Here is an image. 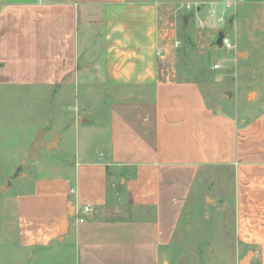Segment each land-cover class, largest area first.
<instances>
[{
	"label": "crops",
	"instance_id": "1",
	"mask_svg": "<svg viewBox=\"0 0 264 264\" xmlns=\"http://www.w3.org/2000/svg\"><path fill=\"white\" fill-rule=\"evenodd\" d=\"M15 1L5 5L1 24L2 41L13 39V29L17 33L18 55L11 57L39 52L36 64L47 71L43 63L49 62L55 70L58 49L68 42L69 52L61 55L68 53L75 69L77 46L89 41L90 11L103 9L105 20L114 22L111 34L120 35L103 43L109 82L152 91L108 104L109 138L100 154L79 134L74 160L70 153L52 162L54 174L36 177L30 190L15 197L14 220L5 232L16 231L27 258L39 264H161L195 183L220 165L233 171L236 238L264 264V106L232 111L211 104L197 81L159 78L152 49L156 15L149 4L41 0L30 20L33 5ZM31 39L49 43L43 45L54 51L48 61L41 46L38 51L28 44ZM91 131L84 127L85 134ZM61 143L62 133L52 149L61 150Z\"/></svg>",
	"mask_w": 264,
	"mask_h": 264
},
{
	"label": "rangeland",
	"instance_id": "2",
	"mask_svg": "<svg viewBox=\"0 0 264 264\" xmlns=\"http://www.w3.org/2000/svg\"><path fill=\"white\" fill-rule=\"evenodd\" d=\"M10 1L0 0V66L4 65L0 67V264H39L17 245L16 231L5 232L12 225L8 221L14 220L15 197L30 190L36 177L54 174L48 169L52 162L70 155L74 160L79 134L81 142L100 154L101 143L109 138L108 104L116 98L147 97L152 91L150 87L136 90L133 85L121 88L109 82V54L103 43L120 35L111 34L114 22L105 20L103 9L90 11L89 41L77 46L81 57L75 69L68 53L61 55L69 52L68 42L58 49L55 70L49 62L43 63L49 65L47 71L36 64L39 52L32 56L29 51H19L21 58L11 57L18 55L16 31H11L10 41L1 39L4 7ZM18 1H22L19 6L33 5L27 10V19L33 20V13L41 9V0ZM129 1L151 5L156 15L152 49L159 78L197 81L211 104H223L232 111L264 106V0ZM122 24L129 25L128 21ZM221 32L232 48L217 42ZM31 40L27 43L35 49L41 46L48 61L54 51L43 45L49 43ZM84 127L91 128V134H85ZM39 130L44 131L45 141L62 133V149L43 148L40 158L29 157ZM233 197L229 167L205 170L193 187L161 264H260L256 250L245 248L236 238Z\"/></svg>",
	"mask_w": 264,
	"mask_h": 264
},
{
	"label": "water",
	"instance_id": "3",
	"mask_svg": "<svg viewBox=\"0 0 264 264\" xmlns=\"http://www.w3.org/2000/svg\"><path fill=\"white\" fill-rule=\"evenodd\" d=\"M223 37H224V33L223 32L219 33V35L217 37V42L221 44ZM43 133H44L43 130H39L38 133L36 134L33 142H32V145H31L30 151H29V157H31L32 159H38L40 151L43 148L49 149V148H54V147L58 146V144H57L59 141V135L58 134L54 137V139L52 141H45L43 139Z\"/></svg>",
	"mask_w": 264,
	"mask_h": 264
},
{
	"label": "built area",
	"instance_id": "4",
	"mask_svg": "<svg viewBox=\"0 0 264 264\" xmlns=\"http://www.w3.org/2000/svg\"><path fill=\"white\" fill-rule=\"evenodd\" d=\"M177 44H178V42H177ZM222 44L225 45L228 48H232L233 47L232 42L227 37H223ZM162 52H163V50L160 51L159 53L161 54ZM91 210H92V207L90 205H85V207H84V211L85 212H91ZM80 221H84V219L83 218H80Z\"/></svg>",
	"mask_w": 264,
	"mask_h": 264
}]
</instances>
